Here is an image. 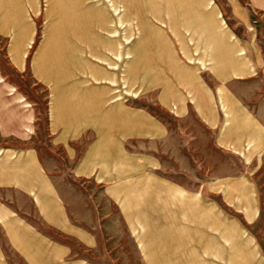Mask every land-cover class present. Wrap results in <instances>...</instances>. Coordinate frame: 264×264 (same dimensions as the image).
I'll use <instances>...</instances> for the list:
<instances>
[{
  "label": "crops",
  "instance_id": "crops-1",
  "mask_svg": "<svg viewBox=\"0 0 264 264\" xmlns=\"http://www.w3.org/2000/svg\"><path fill=\"white\" fill-rule=\"evenodd\" d=\"M224 1L239 31L225 27L213 5L201 14L214 27L197 29L214 43L142 46L152 53L142 63L152 79L138 92H152L154 112L113 100L111 86L80 77L71 47L55 51L42 42L30 51L36 30L25 7L80 0H0V36L16 76L0 70V264L121 260L127 234L103 238L112 247L99 256L96 229L113 228L111 205L116 227L127 229L129 201L149 197L156 222L166 203L169 227L185 229V253L195 255L186 259L264 261L255 233L264 212V0ZM25 76L46 90L45 140L37 139L32 94L16 82ZM177 245L169 260L178 259Z\"/></svg>",
  "mask_w": 264,
  "mask_h": 264
},
{
  "label": "rangeland",
  "instance_id": "rangeland-1",
  "mask_svg": "<svg viewBox=\"0 0 264 264\" xmlns=\"http://www.w3.org/2000/svg\"><path fill=\"white\" fill-rule=\"evenodd\" d=\"M80 2L74 6L42 4L38 7H25L27 17H30L33 29L36 30L29 45L30 51L33 52L42 42L49 46L54 45L55 51L57 48L62 50L64 47H71L76 61L71 62L70 60V63L72 67L77 68L80 77L92 78L96 81L97 87L103 84L111 86L113 100L126 99L130 107L143 106L148 111L158 112V109L151 104L152 92L145 95L138 92V85L140 86L141 81L152 79L150 70L145 69L147 66L142 64L145 62L143 59L147 60L146 56L152 53L143 52L142 46H167L169 44L191 46L214 43L211 36L202 35L203 32L206 34V31L200 32L197 29L201 24L202 27L207 25V32L210 33V28L214 27L210 20H205L206 16H202L207 13V8L210 9L213 5L221 10L224 18L222 23L225 27H230L234 32L240 30L238 26L235 27L236 22L231 19L230 9L224 0H209L211 3L209 7L200 0H80ZM174 3L181 6H173ZM184 4H186L185 9ZM174 8L176 13H174ZM169 9L172 12H169ZM184 10L187 12V18L179 20L178 18L182 16L178 13L184 14ZM261 24L264 33V21ZM262 41L264 45V38ZM5 46L6 38L0 36V70L6 72L13 80L16 76L7 65ZM65 55L62 57L63 60ZM54 56L56 61L57 52ZM108 77L110 81L105 80ZM16 82L22 90L31 92L39 114L37 139L45 140L42 114L46 90L29 80L27 76L20 80L17 79ZM258 176L260 177L259 183L263 182L262 174ZM260 194V204L264 205L262 186ZM152 200L151 197L144 199V204L134 200L129 201L128 226L130 227L127 229L116 227L118 213H115V208L111 205V226L113 228H97V238L102 240L109 236L114 238L121 235L123 237L126 233L129 241L126 245L118 246L123 252L121 260L109 261L103 258L101 260L99 257L100 259L95 260L96 264H229L226 261L207 262L186 259L185 257L195 255L185 253L187 251L184 249L187 248L184 240L185 229L169 227L170 224H174L168 221L173 213L166 203L163 207L164 212L161 213L162 221L156 222L153 218L155 211L152 208ZM176 215L178 216L179 213ZM260 220L255 225L257 226L255 233L261 237L263 242L261 247H264L263 211ZM131 225H136V227H131ZM157 225L160 226L157 227ZM106 239L98 241L96 253L99 256L104 255V252L112 247ZM132 240L134 243L138 242V248H140L135 254L131 252ZM198 240V236L193 237L194 242ZM174 242L181 244L176 246L175 256L178 259L169 260L168 258L174 255L171 253L174 252ZM80 252L88 255V252L83 253L81 250ZM141 253L143 259H141ZM235 263L236 261L233 264ZM255 264H264V261L259 260Z\"/></svg>",
  "mask_w": 264,
  "mask_h": 264
}]
</instances>
